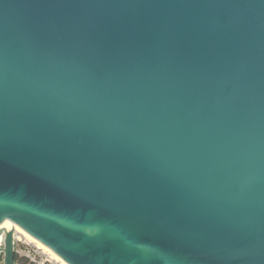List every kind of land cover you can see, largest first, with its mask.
Instances as JSON below:
<instances>
[{
    "label": "water",
    "instance_id": "1",
    "mask_svg": "<svg viewBox=\"0 0 264 264\" xmlns=\"http://www.w3.org/2000/svg\"><path fill=\"white\" fill-rule=\"evenodd\" d=\"M6 221L65 264H264V0H0L16 264Z\"/></svg>",
    "mask_w": 264,
    "mask_h": 264
},
{
    "label": "bare ground",
    "instance_id": "2",
    "mask_svg": "<svg viewBox=\"0 0 264 264\" xmlns=\"http://www.w3.org/2000/svg\"><path fill=\"white\" fill-rule=\"evenodd\" d=\"M3 227L7 231H11L12 230L15 233L16 240L25 239L30 244L36 245L39 250H43L44 253H46L49 256H51V259L54 262H56L57 264H65L58 257H56L51 251H49L44 245H42L37 239H35L33 236H31L29 233H27L26 231H24L20 227L15 226L14 224H12L9 221H6L3 224ZM3 241H4V237H3V234H1L0 235V248L3 245Z\"/></svg>",
    "mask_w": 264,
    "mask_h": 264
},
{
    "label": "rangeland",
    "instance_id": "3",
    "mask_svg": "<svg viewBox=\"0 0 264 264\" xmlns=\"http://www.w3.org/2000/svg\"><path fill=\"white\" fill-rule=\"evenodd\" d=\"M21 250H29L30 253L34 254L37 257L36 259H37L38 262H43L44 264H48V263L45 262V260H48V261H50V264H57L56 262H54L51 259V256H49L48 254L44 253L43 250H39L36 245L30 244L25 239H20V240H16L15 239V251L16 252L17 251L21 252ZM35 252H38V254L35 253ZM20 256L25 257L22 254ZM0 264H3L2 255H0Z\"/></svg>",
    "mask_w": 264,
    "mask_h": 264
},
{
    "label": "built area",
    "instance_id": "4",
    "mask_svg": "<svg viewBox=\"0 0 264 264\" xmlns=\"http://www.w3.org/2000/svg\"><path fill=\"white\" fill-rule=\"evenodd\" d=\"M16 239V238H15ZM19 256L22 254V255H24L25 257L24 258H26V259H28L29 261H30V263L31 264H44L43 262H38L37 261V257L34 255V254H32V253H30V251L29 250H21V252H16ZM35 253H37L38 254V252H35ZM22 257V256H21ZM45 262L46 263H48V264H50V261H48V260H45Z\"/></svg>",
    "mask_w": 264,
    "mask_h": 264
},
{
    "label": "trees",
    "instance_id": "5",
    "mask_svg": "<svg viewBox=\"0 0 264 264\" xmlns=\"http://www.w3.org/2000/svg\"><path fill=\"white\" fill-rule=\"evenodd\" d=\"M15 262L16 264H31L28 259L19 256L17 253L15 254Z\"/></svg>",
    "mask_w": 264,
    "mask_h": 264
},
{
    "label": "snow or ice",
    "instance_id": "6",
    "mask_svg": "<svg viewBox=\"0 0 264 264\" xmlns=\"http://www.w3.org/2000/svg\"><path fill=\"white\" fill-rule=\"evenodd\" d=\"M8 242H9V244H10V237L8 238Z\"/></svg>",
    "mask_w": 264,
    "mask_h": 264
}]
</instances>
